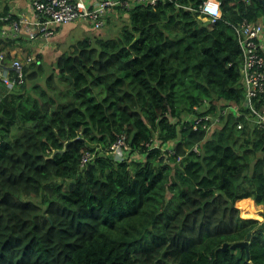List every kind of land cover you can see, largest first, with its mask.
<instances>
[{"label":"trees","instance_id":"1","mask_svg":"<svg viewBox=\"0 0 264 264\" xmlns=\"http://www.w3.org/2000/svg\"><path fill=\"white\" fill-rule=\"evenodd\" d=\"M218 1L213 25L136 6L117 37H84L55 59L61 89L53 74L48 90L35 84L39 60L25 66L0 98V264H264V229L236 206L264 209V133L232 114L203 120L242 105L233 26L264 9ZM117 138L136 160L115 161ZM249 234L247 252L218 251Z\"/></svg>","mask_w":264,"mask_h":264},{"label":"built area","instance_id":"2","mask_svg":"<svg viewBox=\"0 0 264 264\" xmlns=\"http://www.w3.org/2000/svg\"><path fill=\"white\" fill-rule=\"evenodd\" d=\"M158 4H172L177 9L194 12L198 20L205 24L213 25L222 17L221 3L218 0H204L196 7L183 3V0H97L92 5H87L82 0H31L26 14L0 16L1 37L15 38L23 33L28 35L30 40L47 42L57 35L61 26L79 23L99 30L104 27L110 16L119 11L128 12L136 6L155 7ZM213 4H219L218 17L206 11ZM233 28L242 54L240 74L244 101L241 106H218L214 114L209 112L203 120L211 121L212 126L216 127L220 125L222 117L232 114L236 119L243 118L264 133V19L262 17L258 22L243 20ZM31 61L32 58L25 61L16 59L8 64L5 56L0 54V83L10 88L22 84L24 67ZM206 105L210 111L211 105ZM201 120L202 118L198 119L197 123ZM242 128L243 124L237 123V129ZM166 149L172 155V144H168ZM112 155L116 162L125 161L128 157L136 160L138 157L136 153L132 155L124 138H117ZM82 161L81 165L91 162V153H86Z\"/></svg>","mask_w":264,"mask_h":264},{"label":"crops","instance_id":"3","mask_svg":"<svg viewBox=\"0 0 264 264\" xmlns=\"http://www.w3.org/2000/svg\"><path fill=\"white\" fill-rule=\"evenodd\" d=\"M82 1L87 5H92L97 0H82ZM30 2L31 0H0V16H6L7 14L8 15L26 14L29 11ZM113 16L114 15L110 16V18L106 20L105 25L108 23L109 19H111V17ZM77 24L69 25L68 29H66L68 25L65 27L64 26L59 27L57 35L53 39L47 42L42 40H36V41L30 40L29 36L23 33L19 34L15 38L10 37L12 39L10 38L3 39L1 37V26H2L1 24L0 54H3L5 56V59L8 62V64H10L13 60L16 59L25 61L28 58H32L31 63H35L36 60H39L42 65L49 66L50 63H54L55 59H57V57L62 54L59 46L66 45L69 40L79 41L84 37L94 38L95 36L96 37L102 36L101 33L93 34L90 30L87 29L82 30V32L80 33H75L74 28L75 25ZM9 40H12L14 44L10 45L7 42ZM31 63L27 64L26 66L30 65ZM0 85H2L0 86V93L5 92V95L16 91V89L18 88L17 86H19L17 84L13 88H10L3 83H0ZM0 98H2L1 95Z\"/></svg>","mask_w":264,"mask_h":264},{"label":"rangeland","instance_id":"4","mask_svg":"<svg viewBox=\"0 0 264 264\" xmlns=\"http://www.w3.org/2000/svg\"><path fill=\"white\" fill-rule=\"evenodd\" d=\"M123 13H124V15L122 13L119 14L122 17H119V15L117 16L118 13L115 14L113 17H111V19H109L108 23L103 28H101L99 30H94L89 25H84V24H79L78 23L77 25H75L74 32L75 33H80V32H82V30L87 29V30H90L93 34L101 33L102 38H107V37L115 38V37H117L119 35L120 28L123 25L128 24V22H129L128 15L125 14L127 12H123ZM263 19H264V14H263ZM68 28H69V25H68V27H66V29H68ZM95 38H96V36H95ZM76 42H77L76 40H69L66 45L59 46V48H60L62 53L68 52V51L71 50L72 45L75 44ZM53 64L54 63H50L49 66L48 65L44 66V68L46 70L44 72V75L39 80H37L35 82V84H39L41 88H44L46 90H48L46 79H48V77L51 74H53L55 76V80L58 82V88L59 89H61V86L59 85V83L62 86H64V84H65L64 82H61L60 77L57 75V72L53 70ZM25 84H26V87H29V89L32 86V83L29 82V81H26ZM0 86H2V85H0ZM0 95L3 97L5 95V92L0 93ZM21 134H22V130L21 131H15L14 130L13 133H12V136L16 137V136H19ZM244 204L251 205L255 212H258L259 210H261L263 208L262 206H257L255 204H253V201L250 200V199H244V200L236 202V206L240 209L242 217H252V218L254 217V219H256L258 217L262 221L263 217H261V215H258L257 213H256V216H253L254 214L253 215L252 214L248 215V213L243 210V205ZM261 221L259 220L260 223H261Z\"/></svg>","mask_w":264,"mask_h":264},{"label":"water","instance_id":"5","mask_svg":"<svg viewBox=\"0 0 264 264\" xmlns=\"http://www.w3.org/2000/svg\"><path fill=\"white\" fill-rule=\"evenodd\" d=\"M257 1L259 2V4H260V5L262 6V8L264 9V0H257ZM261 213L264 215V209H261V210H259V211L257 212L258 215L261 214ZM253 218H254V217H253ZM256 219H258V220L261 221V219H259L258 217H257ZM263 229H264V217H263V219H262V221H261V224L258 226V228H257L254 232H256V231H260V230H263ZM250 237H251V234L247 235L245 241H243V242H239V243H235V244H231V245L225 243V244H223V245L218 249V251H225V250H227L228 248H230V249H232V250H235V249L246 250V252H247V248H248V243H249V239H250Z\"/></svg>","mask_w":264,"mask_h":264},{"label":"clouds","instance_id":"6","mask_svg":"<svg viewBox=\"0 0 264 264\" xmlns=\"http://www.w3.org/2000/svg\"><path fill=\"white\" fill-rule=\"evenodd\" d=\"M218 9H219V4H213L209 8H207L206 11L218 17L220 15Z\"/></svg>","mask_w":264,"mask_h":264},{"label":"flooded vegetation","instance_id":"7","mask_svg":"<svg viewBox=\"0 0 264 264\" xmlns=\"http://www.w3.org/2000/svg\"><path fill=\"white\" fill-rule=\"evenodd\" d=\"M262 214V213H261ZM261 214H259V215H261Z\"/></svg>","mask_w":264,"mask_h":264}]
</instances>
